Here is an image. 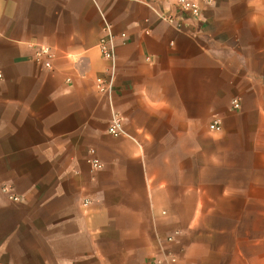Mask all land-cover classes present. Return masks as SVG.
Instances as JSON below:
<instances>
[{
  "label": "crops",
  "instance_id": "crops-1",
  "mask_svg": "<svg viewBox=\"0 0 264 264\" xmlns=\"http://www.w3.org/2000/svg\"><path fill=\"white\" fill-rule=\"evenodd\" d=\"M191 1L0 0V264H264V0Z\"/></svg>",
  "mask_w": 264,
  "mask_h": 264
},
{
  "label": "built area",
  "instance_id": "built-area-1",
  "mask_svg": "<svg viewBox=\"0 0 264 264\" xmlns=\"http://www.w3.org/2000/svg\"><path fill=\"white\" fill-rule=\"evenodd\" d=\"M212 0H206V4H210ZM176 7L179 12L187 17L197 19L200 14L199 5L191 0H176ZM165 22L169 24H175L172 17L161 16ZM177 28L181 26V24H175ZM104 37L100 40L98 44L99 51L104 60L110 63L111 69L109 72V76L107 79L97 78L95 79V88L97 92L110 99L112 93V83H113V62H114V37L110 33V28L107 24L104 26ZM124 39V35L120 36ZM53 57L52 50L48 47H39L35 52V59L37 62H41L40 64L45 68H50V60ZM41 58H44L43 61ZM233 109H238L239 104L237 101L232 102ZM220 129L219 122L217 120L213 121L212 124L209 125V130L213 132H218ZM107 134L112 137H119L123 135L121 116L119 113L113 111L111 114V118L107 127ZM93 170H98L101 168V165L96 159H88L87 161ZM4 191V189H2ZM14 200H16L14 198ZM87 202L84 203L86 205ZM171 240L170 238L168 241ZM151 264H178L177 259L172 254H166L163 258L154 260Z\"/></svg>",
  "mask_w": 264,
  "mask_h": 264
}]
</instances>
